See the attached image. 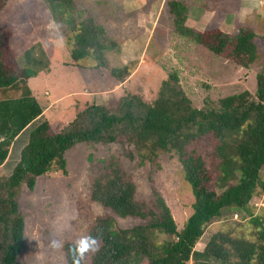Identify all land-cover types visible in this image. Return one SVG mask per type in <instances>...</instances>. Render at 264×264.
<instances>
[{
	"label": "trees",
	"instance_id": "trees-1",
	"mask_svg": "<svg viewBox=\"0 0 264 264\" xmlns=\"http://www.w3.org/2000/svg\"><path fill=\"white\" fill-rule=\"evenodd\" d=\"M8 1L0 0V10ZM42 2L51 20L67 28L65 43L73 64L91 59L95 70L106 69L117 83L128 76L126 65L108 66L105 54L118 49L117 44L92 18L76 17L72 0ZM169 5L172 15L183 21L185 6L173 0ZM10 37L11 31L0 26V89L20 91L16 97L0 99V166L12 141L41 115L42 107L24 84L49 65L35 42L22 52L24 64L18 66ZM254 38L247 25L231 33L219 30V20L191 34L215 56L241 67L258 58ZM261 38L264 41V33ZM119 136L142 161H153L159 152L175 154L191 190V212L177 229L161 197L154 196V211L145 209L134 200L133 184L122 178L115 163L110 165L103 177L93 179L90 199L113 216L137 217L144 224L120 228L113 217L94 219L87 232L99 237V251L91 255V264H264V217L248 207L255 193L264 190L259 177L264 166V66L255 74L252 94L243 90L200 108L191 105L176 72L170 71L150 101L127 92L117 98L113 111L89 104L56 132L47 120L38 121L28 130L9 174L0 177V264H14L23 244V221L15 199L19 185L31 190L37 177L52 170L65 175L64 153L77 143H112ZM208 157L215 161L212 172L206 166ZM223 209L246 214L253 239L214 234L202 250H195L204 226ZM158 233L171 239L157 240ZM71 245L62 244L65 264H72Z\"/></svg>",
	"mask_w": 264,
	"mask_h": 264
},
{
	"label": "rangeland",
	"instance_id": "rangeland-1",
	"mask_svg": "<svg viewBox=\"0 0 264 264\" xmlns=\"http://www.w3.org/2000/svg\"><path fill=\"white\" fill-rule=\"evenodd\" d=\"M170 1L72 0L76 17L92 18L117 44L118 49L106 53L105 58L109 67L127 66L129 74L121 83L115 82L106 69L95 70L91 59L71 64L65 43L67 28L51 20L42 0H9L4 5L0 10V26L11 31L9 46L18 66L24 64L22 52L37 42L41 46L43 43L42 48L52 64L76 67L77 73L59 80L38 72L24 84L44 109L43 119L52 131L68 127L76 114L89 104H103L108 111H113L117 98L127 92L152 100L161 80L170 71L176 72L178 84L195 108L215 104L220 97L243 90L253 93L255 74L264 66L261 38L264 0H173L190 11V15L187 12L189 19L184 17L183 21V17L175 18L170 12ZM219 10H225L222 20L225 26L221 31L231 33L243 25L253 29L258 58L248 67L217 57L191 39L193 32L216 19ZM19 92L2 88L0 99L15 97ZM38 121L12 141L0 166V177L9 174L28 130ZM64 158L65 175L52 170L37 177L31 190L20 184L15 192L23 221V244L14 264H65L62 247H53L51 241L73 244L80 236L88 235L89 226L99 217H113L120 228L144 224L137 217L113 216L109 209L90 199L93 179L103 177L114 163L122 178L133 184L134 200L145 209L155 210L154 196L158 195L177 229L191 212V190L173 152H159L153 161H142L119 136L112 143H77L65 151ZM205 161L212 172L215 161L210 157ZM259 177L264 181V166ZM248 207L253 214L264 217V190L255 193ZM248 220L246 214L235 209H223L218 218L204 226L194 249L202 250L214 234L252 240L253 228ZM156 237L160 241L171 239L161 233ZM92 254L87 253L81 264H91Z\"/></svg>",
	"mask_w": 264,
	"mask_h": 264
},
{
	"label": "clouds",
	"instance_id": "clouds-1",
	"mask_svg": "<svg viewBox=\"0 0 264 264\" xmlns=\"http://www.w3.org/2000/svg\"><path fill=\"white\" fill-rule=\"evenodd\" d=\"M53 247H62L58 240H52ZM99 251V237L91 234L83 235L77 238L69 248V253L72 257V264H81L85 255L89 252L95 253Z\"/></svg>",
	"mask_w": 264,
	"mask_h": 264
},
{
	"label": "crops",
	"instance_id": "crops-1",
	"mask_svg": "<svg viewBox=\"0 0 264 264\" xmlns=\"http://www.w3.org/2000/svg\"><path fill=\"white\" fill-rule=\"evenodd\" d=\"M185 6V5H184ZM185 9H186V7H185ZM187 12L189 13V15H190V11H189V9L187 10L186 9V15H185V17H189L188 15H187ZM211 13H213V12H211ZM208 15H209V12H208ZM224 16H225V10L224 11H218V15H217V17H216V19L215 20H219V30H221L222 29V27H224L225 25H224V23L222 22V20H224L225 18H224ZM189 19V18H188ZM214 20V21H215ZM41 43H42V41H41ZM42 47H43V43H42ZM52 47L53 48H55V46L54 45H52ZM68 59V58H67ZM57 62H60V60L59 59H57ZM71 64H73V63H71ZM77 73V70H76V67H75V65H73V66H69V67H66L65 65H61V64H59V63H57V64H52V62L49 60V65H48V67L46 68V69H44V70H42V71H40L39 73L41 74V75H43L44 77H48V76H50V79H55V80H59V79H62L63 77H65V76H68L69 74L71 75L72 73ZM32 78V77H31ZM30 79V78H29ZM29 79H27V80H29ZM82 87V86H81ZM80 90H81V88H80ZM81 92V91H80ZM16 96H18V95H16ZM15 96V97H16ZM34 97V96H33ZM35 98V97H34ZM37 100V99H36ZM37 102H38V100H37ZM39 103V102H38ZM41 106V105H40ZM42 107V106H41ZM43 111H44V109L42 108V112H41V115L37 118V119H35L33 122H31V123H34V122H36V121H40V120H42L43 119ZM42 118V119H41ZM25 130V129H24ZM24 130H22L20 133H19V135L24 131Z\"/></svg>",
	"mask_w": 264,
	"mask_h": 264
},
{
	"label": "built area",
	"instance_id": "built-area-1",
	"mask_svg": "<svg viewBox=\"0 0 264 264\" xmlns=\"http://www.w3.org/2000/svg\"><path fill=\"white\" fill-rule=\"evenodd\" d=\"M253 198V197H252ZM250 202V201H249ZM262 205V203H259V206ZM233 219L236 218V213L232 214Z\"/></svg>",
	"mask_w": 264,
	"mask_h": 264
}]
</instances>
